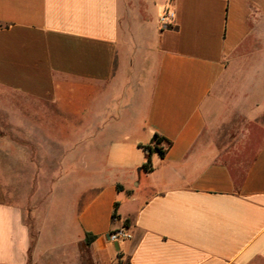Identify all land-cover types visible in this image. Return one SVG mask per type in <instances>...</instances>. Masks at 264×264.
I'll return each instance as SVG.
<instances>
[{
    "label": "crops",
    "instance_id": "crops-1",
    "mask_svg": "<svg viewBox=\"0 0 264 264\" xmlns=\"http://www.w3.org/2000/svg\"><path fill=\"white\" fill-rule=\"evenodd\" d=\"M1 97L0 264H264V0H0Z\"/></svg>",
    "mask_w": 264,
    "mask_h": 264
},
{
    "label": "rangeland",
    "instance_id": "rangeland-1",
    "mask_svg": "<svg viewBox=\"0 0 264 264\" xmlns=\"http://www.w3.org/2000/svg\"><path fill=\"white\" fill-rule=\"evenodd\" d=\"M164 11H162L163 13ZM0 101H3L0 105H4L6 108H12V104H11V98L9 97H1ZM10 110V109H9ZM9 110H6L7 112ZM57 125L55 122H51L48 125V129L52 130V136L55 138H59V135H57V133L55 132V129ZM53 171H59V169H53ZM60 187L59 184H53V185H49V184H36V185H16V187H14L11 190V185H5V187L8 190V195H7V199L10 202L13 203H17L18 205H20L23 209H24V215L26 216V218L28 217V208L30 206V203L32 202V197L34 196L35 191L40 195V192H45L47 191L50 187ZM37 194V195H38ZM41 202V201H40ZM59 202V201H58ZM39 207H43L42 203L38 204ZM124 264V263H122Z\"/></svg>",
    "mask_w": 264,
    "mask_h": 264
},
{
    "label": "trees",
    "instance_id": "trees-1",
    "mask_svg": "<svg viewBox=\"0 0 264 264\" xmlns=\"http://www.w3.org/2000/svg\"><path fill=\"white\" fill-rule=\"evenodd\" d=\"M171 143L167 139L157 134H154L151 139L150 145L141 147L144 153L146 154V161L141 166V169L145 172L151 170L150 157L153 153L158 154V156L163 157L167 149L170 147ZM112 218L117 219L116 212L112 213ZM93 237L89 234H86V243H89L90 239ZM126 264V263H124Z\"/></svg>",
    "mask_w": 264,
    "mask_h": 264
},
{
    "label": "built area",
    "instance_id": "built-area-1",
    "mask_svg": "<svg viewBox=\"0 0 264 264\" xmlns=\"http://www.w3.org/2000/svg\"><path fill=\"white\" fill-rule=\"evenodd\" d=\"M173 20H174V13L171 10H165L159 18V21L163 27L172 25ZM112 220H116V219L112 218ZM128 237L129 234L125 228L112 230L108 233V239L112 242L124 240L127 239Z\"/></svg>",
    "mask_w": 264,
    "mask_h": 264
}]
</instances>
